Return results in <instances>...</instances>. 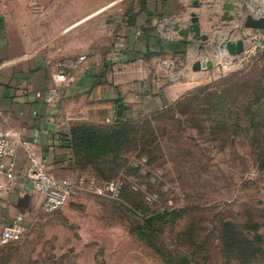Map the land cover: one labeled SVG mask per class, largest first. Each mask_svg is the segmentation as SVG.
I'll use <instances>...</instances> for the list:
<instances>
[{
	"label": "rangeland",
	"instance_id": "1",
	"mask_svg": "<svg viewBox=\"0 0 264 264\" xmlns=\"http://www.w3.org/2000/svg\"><path fill=\"white\" fill-rule=\"evenodd\" d=\"M243 8L218 41L243 38L246 50L233 56L215 35L201 40L197 54L213 67L181 79L189 87L171 105L132 117L119 150L60 172L77 179V194L0 245V264H264V125L248 128L245 110L264 84V34L243 24L250 9L264 15V0ZM183 64L175 77L190 72ZM114 179L124 182L120 199L97 193ZM154 213L162 217L149 228Z\"/></svg>",
	"mask_w": 264,
	"mask_h": 264
},
{
	"label": "crops",
	"instance_id": "2",
	"mask_svg": "<svg viewBox=\"0 0 264 264\" xmlns=\"http://www.w3.org/2000/svg\"><path fill=\"white\" fill-rule=\"evenodd\" d=\"M225 1L0 0V128L13 134L19 172L17 187L0 195V238L17 215L30 226L43 212L26 177L28 147L62 177L73 166L75 124H107L171 105L189 87L181 79L204 74L193 70L202 42L180 37L172 22L186 26L196 14L205 34L228 35L229 22L217 29ZM230 1L243 14V5L261 0ZM83 54L73 84L46 102L59 67ZM182 64L190 72L175 77L171 70Z\"/></svg>",
	"mask_w": 264,
	"mask_h": 264
},
{
	"label": "built area",
	"instance_id": "3",
	"mask_svg": "<svg viewBox=\"0 0 264 264\" xmlns=\"http://www.w3.org/2000/svg\"><path fill=\"white\" fill-rule=\"evenodd\" d=\"M87 60V55H80L71 59L69 63L61 65L54 75L55 86L50 87L44 95L45 101L54 102L60 95L59 86L69 87L74 82L73 71L79 68ZM17 147L11 131L0 128V195L10 192L18 185V163L16 160ZM29 166L26 177L32 189L42 196V210L45 213H53L62 208L73 196L77 194L78 181L74 178H57L48 170L46 163L39 157L35 149L28 147ZM147 158L142 157V162ZM135 167H142L139 163ZM124 188V182L114 179L97 185V193L113 199H120ZM132 188L136 191L142 186L133 181ZM150 198V197H149ZM25 217L17 215L1 233V245H8L22 239L27 232ZM191 264H203L193 261Z\"/></svg>",
	"mask_w": 264,
	"mask_h": 264
},
{
	"label": "trees",
	"instance_id": "4",
	"mask_svg": "<svg viewBox=\"0 0 264 264\" xmlns=\"http://www.w3.org/2000/svg\"><path fill=\"white\" fill-rule=\"evenodd\" d=\"M254 94V97L248 100L245 110L249 114L247 122L250 126L248 128L253 127L256 130L260 125H264V120L261 122L256 120L257 113L259 111L264 112V84L260 85V92L255 91ZM132 122V118L123 116L111 122L109 126H95L89 123L75 124L69 135L73 151V165L82 162L84 159L89 163L119 150L133 129ZM79 152L83 154L81 159L77 157ZM262 164L264 165V156ZM131 169L134 173L139 171V167H135L133 164H131ZM161 217L162 214L154 213L148 219L147 226L152 228L153 223ZM192 261L186 260V264H191Z\"/></svg>",
	"mask_w": 264,
	"mask_h": 264
},
{
	"label": "water",
	"instance_id": "5",
	"mask_svg": "<svg viewBox=\"0 0 264 264\" xmlns=\"http://www.w3.org/2000/svg\"><path fill=\"white\" fill-rule=\"evenodd\" d=\"M222 9L223 13L221 15V19L225 22L234 21L240 16V10L237 9L235 3L231 2L230 0H227L223 3ZM193 16L194 17L192 19V22L186 26L182 25L181 21H173V29L177 32L180 37L186 40L201 41L208 39L207 34H205L201 29L198 17L196 16V14H194ZM243 24L246 28L257 29L262 34H264V15L257 16L253 13L252 9H250L248 14L246 15ZM222 35V33H218L214 36L216 43L220 47V52H223L225 50L230 55L236 56L246 50L247 43L245 39H226L219 42L218 39ZM213 65V60L210 57H204L194 62L193 70H206L212 68Z\"/></svg>",
	"mask_w": 264,
	"mask_h": 264
}]
</instances>
